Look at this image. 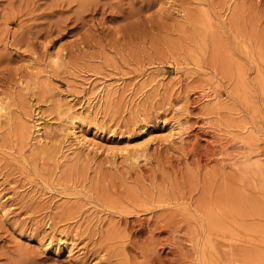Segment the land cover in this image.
<instances>
[{
    "label": "rangeland",
    "instance_id": "obj_1",
    "mask_svg": "<svg viewBox=\"0 0 264 264\" xmlns=\"http://www.w3.org/2000/svg\"><path fill=\"white\" fill-rule=\"evenodd\" d=\"M0 100V264H264V0H0Z\"/></svg>",
    "mask_w": 264,
    "mask_h": 264
},
{
    "label": "bare ground",
    "instance_id": "obj_2",
    "mask_svg": "<svg viewBox=\"0 0 264 264\" xmlns=\"http://www.w3.org/2000/svg\"><path fill=\"white\" fill-rule=\"evenodd\" d=\"M51 62L53 65H57V63L59 62L58 54L51 56ZM90 86H88L90 96L88 94H87L88 97H87V95H85V97L87 99V101H86L87 103L93 100V103L100 104L101 102L106 101L112 94H114L113 88L108 83L104 82V83H100L98 85L95 84L94 86L93 85H90ZM93 103H92V105H93ZM65 105H66V102H65ZM63 106H64V104L62 102H58V107H61V109H62L61 113L66 114V121H68V123L70 124L67 127V130L70 132L69 134L74 139L73 145L75 146L76 149H79V148L83 149V147H85L86 150L87 149H90V150L94 149L95 152L111 151V152H113V156H115L116 153H118L119 155H121L127 159L137 160L139 157H142L145 154L147 149L150 147V144L156 141V137H154L156 134L153 133L154 135L152 134V136H147V137L145 136L144 137L145 139L136 142L133 146H130V144H127V145L125 144L121 147L105 149L102 147V145L100 143H97L95 140H94L95 141L94 142L92 140L93 138H87V136H85L83 133H80V129L78 128V126L82 124V119H81V112L82 111L77 112V111L72 110L73 107H71V106H64V107ZM91 108H92V106H91ZM59 112H60V110H59ZM4 117L6 118V105L0 100V121H1V118H4ZM32 125H33V131H31V133L35 132V135H33L34 137H31L30 140H33L36 144L37 143L41 144L43 142V140L45 139L43 131H41V127L39 126V123H35ZM20 126H21V129H25V127H27L25 125H20ZM19 131H21V130H19ZM148 133H147V135H148ZM151 133H150V135H151ZM163 134H164V132H163ZM180 136H181V132H180L179 128L173 126L172 124H169V125H167L166 134L162 137V141H164V142L173 141L175 139V137L180 138ZM159 141H160V139H159ZM71 148H72V146H71ZM62 241H64V240H59V243H61ZM67 251H68L67 253L69 255L71 252V249L69 248ZM54 253H57V251L56 252L54 251Z\"/></svg>",
    "mask_w": 264,
    "mask_h": 264
}]
</instances>
